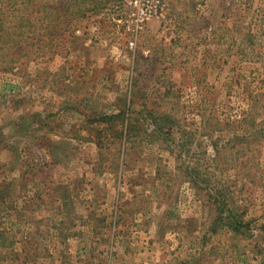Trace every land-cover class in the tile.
<instances>
[{
	"label": "rangeland",
	"instance_id": "1",
	"mask_svg": "<svg viewBox=\"0 0 264 264\" xmlns=\"http://www.w3.org/2000/svg\"><path fill=\"white\" fill-rule=\"evenodd\" d=\"M114 6L0 0V264H264V0Z\"/></svg>",
	"mask_w": 264,
	"mask_h": 264
},
{
	"label": "built area",
	"instance_id": "2",
	"mask_svg": "<svg viewBox=\"0 0 264 264\" xmlns=\"http://www.w3.org/2000/svg\"><path fill=\"white\" fill-rule=\"evenodd\" d=\"M112 14L102 13L109 19L117 36L128 38L131 49L136 48L139 37L153 21L166 18V0H115ZM107 15V17H106Z\"/></svg>",
	"mask_w": 264,
	"mask_h": 264
}]
</instances>
